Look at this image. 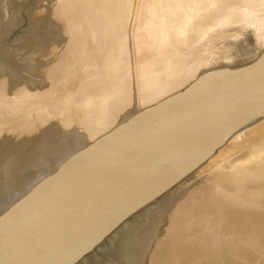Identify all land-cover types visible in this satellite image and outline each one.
<instances>
[{"label":"water","instance_id":"obj_1","mask_svg":"<svg viewBox=\"0 0 264 264\" xmlns=\"http://www.w3.org/2000/svg\"><path fill=\"white\" fill-rule=\"evenodd\" d=\"M0 129L76 81L47 0H4ZM29 187L0 179V264H264V46L207 68Z\"/></svg>","mask_w":264,"mask_h":264},{"label":"rangeland","instance_id":"obj_2","mask_svg":"<svg viewBox=\"0 0 264 264\" xmlns=\"http://www.w3.org/2000/svg\"><path fill=\"white\" fill-rule=\"evenodd\" d=\"M47 1L49 3V8L46 10L45 13H51V22L59 19V27H62L65 25L66 30L69 32L68 62H72V63L77 62V70H78V73L80 74V75H74L75 80H76V76H77V80H79V78H80V80L81 79H83L84 81L86 80L88 84H90V81L92 80L91 82L94 85H92V84L88 85L86 83V81L83 83V80H81L82 82L81 81H79V82H80V86H82V87H80L79 85L77 86V84H76V87H74L75 81L63 82L61 79H56L53 93L52 92L48 93L45 96H43L42 98L37 99L35 92H31L28 107L33 108V109H35L37 106L47 107L46 113L27 116L25 119H23V115H19L18 121H16L14 124L9 126L8 128L0 129V179H3L5 190L16 189L20 185H22V188L29 187L31 174L34 171H36L34 184L35 185L39 184V182L42 180L41 176L47 177V176L55 173L58 170L57 167L60 168L69 159H71L70 158L71 156L75 155L77 152L81 151L82 149L86 148L87 146H90L88 140H90V138H92V137H90L91 135H89V134H91V132L93 133V131H94V129H91V128L94 127L95 129H97V131H99V130H98L96 125H93L90 128L91 124L89 122L93 118L96 119V117H97L96 115L101 114L100 112H102L104 110L105 106H103V105H106V103H104V100H102V99L106 98L105 101H107L108 94L111 93V92H109L110 90L113 93L110 94L109 99H108L111 101H107L108 106L110 105L109 103L112 102L110 105L111 110H109V112L110 111H113V112L116 111L117 112L119 110L117 113H115V112L114 113L116 115H120L121 120L122 119L130 120L131 118H133V116H134L133 113H136L137 110L140 109L141 104L144 105L143 102L146 101L145 96H147L150 93L149 90H148L149 93H147V90H146L147 95H143V94H145V90L143 91L144 88H142V87H144L145 81H148V79L150 77L149 74H151L149 72H151V71H148V69L145 71V69H144V71H145V75H144L143 68H142V70H140L141 67H139L140 65L144 64V61L146 58L142 57V54H144V56H145V52L147 50H148V52H146V57H147L148 53H150L151 51L153 54H157V55L159 54L158 57L162 53L163 56H160L157 61L159 63V59H160L161 64L160 63L159 64L162 65V68H164V71L161 68L160 69L162 72L159 71L160 69H157V70L160 72V74L161 73L163 74L165 72L170 74L171 76H168L165 73L168 76V78H167V76L165 75V78L170 80L169 78L172 79L173 78L172 76H175L176 74H177L176 75V77H177L180 74V72H183L185 70V68L186 69H187V67L194 68L195 65H193V64H196V65H197V63L199 64L198 60L201 57L204 59V64L202 65L203 62H201V61H203V60H201L202 59L201 58L200 59V63H201L200 66L203 67L204 70L207 68H213V67H217V66L242 65V64H246V63L252 61L253 59H255L264 46L257 39V33L258 32L255 30L256 25L255 24L251 25L250 22H248V24H246L247 18H250L249 14L255 13V16H256L258 14V12H259V14H261L263 12L264 9H261V8H262V6L264 8V0H261L259 2L258 1L255 2L256 0H238V1L237 0H221L219 3H217L218 5H216V6L214 5L210 8H208L207 10H203L206 7L205 5L203 6L201 3V5H202L201 6L200 3H198V2H202L201 0H198V1L192 0V1H195V3H197L198 5H195L194 2L192 4L191 0H184V1L179 0L180 4L184 5L183 9H185L186 7L188 8V10L190 9V12L187 11L188 15H190L189 13H191L190 16H188L187 13L185 14V11L187 10V8L184 12L182 11L183 10L182 8H181L182 10L178 9V8L182 7V6L179 7L180 4H179L178 0H171V1L170 0H163V1L158 0L159 2L157 0H155V2H154V0H128V1L127 0H107V1L106 0H47ZM156 1H157V3H156ZM175 1H177L176 5H178V8L174 4ZM189 1H191V2H189ZM248 1L250 2L249 4H247ZM251 2H252V4H251ZM187 3L189 4V6H185V5H187ZM190 3H191V8L193 6H196V8L194 9V7H193V10H191ZM255 3L257 5V7H255L256 6ZM125 4H127V5H125ZM173 4L175 7L173 6ZM0 5H6V2L4 0H0ZM118 5H119V7H118ZM167 5L170 6V8H171L170 12L172 11V13H175V15L177 16V17L176 16L175 17L177 19L179 16V15H177V13L179 11L180 12L182 11L184 13V14L182 13L183 16L182 15L179 16L180 19H178V21L176 19V21H175L176 25H174V23H173L174 31L171 32L172 33L171 36L169 35L170 38L168 37L170 42H168V44L162 45L163 48L159 47L160 49L162 48L161 50L160 49L155 50L157 53L154 51L155 48H152L153 50L147 49L144 53L140 52V55H139V53H137L138 48L140 49V47L145 42V40L140 39V41H139L140 43L137 44V41H135V39H134L133 45H132V43H131L132 37L136 36L138 34V32H135L134 26H133L135 24V21L137 22L140 20V22H142V21L156 20L160 17V15H162V11H165L167 9L166 8ZM156 6L157 7L159 6L160 8H156ZM169 6H168V8H169ZM171 6L173 7V9L176 8L175 11L177 13L174 12V10L172 9ZM197 6H199V7L197 8ZM201 7H203V8H201ZM126 8L127 9L129 8V9L127 10ZM162 8H164V10ZM256 8H257V10H256ZM201 9L203 11L207 12V15H206L207 17L203 16L204 12L202 11L203 13H201V11H200ZM254 9L257 12L253 11ZM1 11H2V16H6L8 9L0 6V12ZM149 11L151 13L148 15ZM166 11H169V9ZM192 11L194 13L197 12L200 14H194ZM230 11L232 12L231 13L232 15H228L229 17L227 18V20L222 21L223 18H225V16L228 14L227 12H230ZM129 12H130V14H129ZM145 13H147V15L142 20V18H141L142 16H140V15H145ZM172 13H170V14H172ZM152 14H153V16H152ZM246 14H248V15H246ZM262 14H264V12ZM150 15L153 18L149 17ZM154 15H156V17ZM158 15H159V17H158ZM172 15H174V14H172ZM213 15H214V19L212 18ZM191 16H193L194 18ZM219 17L220 18L222 17L221 21L223 23L220 22ZM239 17H241V18H239ZM118 18H119V20H118ZM139 18H141V19H139ZM186 18H188L187 19L188 21L186 20ZM169 19H170V22H172V19L170 17H169ZM212 20H214L215 23ZM218 20H219V22L217 24ZM238 20H240V21H238ZM224 22H226V24H224ZM220 24H222V25H220ZM175 26H177L176 27L177 29L175 28ZM201 26H202V29H201ZM178 29H180V30H178ZM90 30L92 31V33L91 34L88 33L90 35L87 38L86 33H87V31H90ZM183 30H185V31L183 32ZM203 31H205L204 32L205 34H207V33L208 34H207V37L204 38L202 45H200V43L197 42L196 39H199L200 36H201V38L203 37V35H204ZM173 32H174V34H173ZM181 32H183V33H181ZM126 37H128V41L130 43L127 42L126 40H124ZM171 38H173V42H172ZM111 40L113 41L112 44H111V42H112ZM114 40H115V42H114ZM174 40H176V42ZM154 41H156V39H154ZM192 41H193V43H192ZM107 43H108V45H107ZM125 43H126V45H125ZM191 43L192 44L196 43V44H199L200 46L196 45V46H198V47H196L195 44L192 45ZM136 44L138 45L137 48H136V46H137ZM170 45H171V48L173 46H174V48L175 47L177 48V50L175 49L176 51L174 50V53L177 52V54L173 53L174 57H172L173 55H170V56L166 55V54H172L171 50L174 48L169 49ZM112 46H114V48ZM193 46H195V47H193ZM108 47H109V50H108ZM121 48H123L125 50H121ZM113 49H114V52H113ZM183 49H184V51H183ZM188 49H190V50H188ZM104 50H105V52H104ZM120 51H122L120 53L121 55L118 54V52H120ZM187 51H188V53H187ZM84 52H85V54H84ZM183 52L188 54V56L185 55V56H187V59H186V57H184L183 54H185V53H183ZM107 55H109V56H107ZM125 55H126V57H123ZM179 55H182V56H179ZM102 56H105V57H102ZM113 56H114V58H113ZM99 57H101V58L99 59ZM167 57H169V59H167ZM129 58H130V60H129ZM172 58H174V59H172ZM181 58H184V59L182 60ZM196 58H198V59L195 62L194 59H196ZM98 59H99V61L101 60L100 63L103 66L102 65L99 66L100 65L99 61H98L99 65L95 64V63H97L95 61ZM118 59H119V61H118ZM125 59H127V61H124ZM141 59L144 60L143 63H142ZM171 59H172V61H170ZM174 60L176 62L179 61L180 62L179 64L181 66L178 65V63H176ZM123 61H124V63H123ZM140 61H141V63H139ZM182 61H184V62H182ZM168 62H175V65H177L176 68L178 69V70L174 69L176 71V73H174L175 71H173L174 74L171 73L172 71L170 72L169 69L171 67H173L174 65L171 66L170 63H168ZM92 63H93V65H92ZM138 63H139V65H138ZM117 64H118V66H117ZM184 64L186 65L185 68L182 67V65L185 66ZM108 65H109V67H108ZM119 66H121V67H119ZM169 66H171V67H169ZM178 66H180V67H178ZM190 66H193V67H190ZM159 67H161V66H159ZM102 68H103V70H102ZM112 68H113V70H112ZM118 69H120V70H118ZM137 69L139 71H137ZM91 70L92 71L94 70V71L92 72ZM179 70H181V71H179ZM114 71L116 72V74H114L115 73ZM101 72L105 73L104 76H106L105 78H107V79L104 78L103 80L102 79L98 80L99 77L97 75L101 74ZM112 72H113V74H112ZM137 72H140V73H137ZM141 73H143L144 76L140 75L141 77L140 76L138 77L137 74H141ZM82 74L85 78L84 77L81 78ZM86 74H88V76H89L88 79L86 78L87 77ZM128 74H129V76H128ZM110 75L111 76L113 75V76L111 77ZM162 76H161L162 77L161 82H162V80H163V82L168 81V80L164 81V79H165L164 74ZM121 77H123V78H121ZM142 77L143 78L145 77V80L144 79L140 80V79H142ZM96 78H97V80H96ZM118 78H121L123 80L120 79L119 81H117ZM88 80H90V81L88 82ZM94 80H96V81L94 82ZM111 80H113V81H111ZM103 81L105 82V85H104ZM115 81H117V83ZM140 81L142 82L143 86H142V84H140L141 83ZM79 82H78V84H79ZM96 82H98V83H96ZM110 82H115L116 84L111 83L112 86H115V87H112ZM119 83H121V84H119ZM122 83H124V84L122 85ZM109 84L112 88L115 89V91L110 89L111 88L110 86H108V87L106 86ZM117 84H119V86L121 85V87H123V89L121 87H119ZM84 86H85V90L82 89V88H84ZM87 86H88V88H87ZM102 86L105 89L108 88V91L107 90L103 91L104 88ZM139 86L142 88V90L139 88ZM77 87H78V89H77ZM101 87L103 89H101ZM57 88H58V90H57ZM86 88L88 91L86 90ZM98 89L99 90L101 89L103 92H107V93H105V95L103 97L102 95L104 93L100 90V93L101 92L103 93V94L101 93V96L103 98L100 97V95L98 94L99 93ZM117 89L119 90V92H117L118 91ZM120 89H121V92H120ZM76 90L78 91V93ZM66 92H68V93H66ZM81 92H83V93H81ZM140 92H142V95L144 96V97L142 96V99H140L141 98ZM79 93H81L82 95H79ZM116 93L117 94L120 93L118 96L119 100H117L118 98H117ZM67 95H69L68 97H70V99L67 97ZM70 95H72V96H70ZM77 95H79V96H77ZM95 95H97L99 100L97 99V97H96L97 101H96V99H92V100H95L96 102H98L97 104H95L96 103L95 101H94L95 103H92L93 101L91 100V98H89V97L94 98ZM123 96H124V98L127 96L126 97L127 100L121 99ZM148 97H149V95H148ZM148 97H147V99H148ZM76 98H77V100H75ZM144 98H145V100H143ZM100 99H101V101H100ZM70 101H73V102L75 101V103L73 104V102H70ZM99 101L103 102L104 104L103 103L101 104ZM82 102H84V103L82 104ZM56 103H57V105H56ZM114 104H115V106H113ZM75 105H78V106H76V109H74ZM83 105H85V106H83ZM87 105H88V107H87ZM122 105H123V107H122ZM131 105L133 108L131 107ZM80 106L82 108H80ZM117 106L118 107L121 106V108L119 107L120 108L119 109ZM114 107L118 108V110L114 109ZM127 107H129L130 109H128ZM142 107L143 106H141V109H142ZM144 107H145V105H144ZM122 108L124 110H122ZM131 108L135 112L132 111L133 112L132 113ZM112 109H114V110H112ZM120 110H122V112H120ZM85 111L87 112L86 114H84ZM127 111L129 113L131 112L133 114L132 115L130 113L132 115L131 118L130 117L129 118L124 117V115L130 116V114ZM113 112H111L112 113L111 115H114ZM1 119H2V112L0 111V121H1ZM128 120H126V121H128ZM28 122L31 124H29ZM87 134H88V136H86ZM92 136H93V134H92ZM85 137H87V138L84 139ZM20 181H22V182L20 183ZM24 182H27L28 184L24 183ZM20 188H21V186H20Z\"/></svg>","mask_w":264,"mask_h":264},{"label":"bare ground","instance_id":"obj_3","mask_svg":"<svg viewBox=\"0 0 264 264\" xmlns=\"http://www.w3.org/2000/svg\"><path fill=\"white\" fill-rule=\"evenodd\" d=\"M107 1V0H106ZM128 1V0H127ZM158 1V0H157ZM157 1H156V3H157ZM163 1V0H162ZM161 1V2H162ZM171 1V0H170ZM184 1V0H183ZM192 1V0H191ZM191 1H189V2H191ZM198 1V0H197ZM196 1V2H197ZM202 2H198V3H200V5H201V3H202V5L204 6H206L205 7V9H203V10H207L208 8H210V7H212V6H216V5H218L217 3H219L221 0H201ZM238 1V0H237ZM259 2V1H261V0H256L255 2ZM154 2H155V0H154ZM159 2V1H158ZM167 2V1H166ZM178 2H179V0H178ZM182 2V1H181ZM188 2V3H189ZM193 2L195 3V1H192L191 3L193 4ZM247 2V1H246ZM121 3V2H120ZM141 3V2H140ZM155 3V4H156ZM170 3V2H169ZM173 3V2H172ZM176 3H177V1H175L174 2V4L176 5ZM187 3V5H185V6H189V4ZM191 3H190V8H191ZM250 2L248 1V3L247 4H249ZM128 4V3H127ZM127 4H125V5H127ZM162 4V3H161ZM168 4V3H167ZM174 4H173V6H174ZM179 4H180V2H179ZM245 4V3H244ZM251 4H252V2H251ZM254 4V3H253ZM259 4V3H258ZM133 5V4H132ZM136 5V4H135ZM149 5V4H148ZM166 5V4H165ZM195 5H198L197 3H195ZM199 5V6H200ZM201 5V6H202ZM255 5H256V3H255ZM254 5V6H255ZM130 6V5H129ZM140 6V5H139ZM168 6L169 5H167V9L166 10H168L169 9V11H162V15H160V17H159V15H158V19H156V20H151V21H142L144 18H145V16L147 15V13H145V15H140V16H142L141 18H142V22H140V20L139 21H135V24L133 25L134 26V30H135V32H138V34L136 35V36H133L132 37V40H131V43H132V45H133V40L135 39V41H137V44H139L140 42V39L141 40H145V42L142 44V46L140 47V49L138 48V51H137V53H139V55H140V52L141 53H144L147 49H151V50H153L152 48H155L154 49V51L155 50H159L160 48L159 47H162L163 48V46L162 45H164V44H168V42H170L169 41V39H168V37H169V35L171 36L172 35V31H174V25H176L175 24V21H176V15H175V13H172V11L170 12V6H169V8H168ZM180 6H182V7H180ZM183 6L184 5H179V7L180 8H178V5H176V7L178 8V9H180V10H182L183 9ZM199 6H197V8L199 7ZM118 7H119V5H118ZM138 7V6H137ZM172 7V6H171ZM175 7V6H174ZM194 7V9L196 8V6H193ZM193 7L191 8V10H193ZM255 7H257V5L255 6ZM261 7V6H260ZM88 8V7H87ZM132 8V7H131ZM156 8H160L159 6L157 7L156 6ZM182 8V9H181ZM187 8V7H186ZM186 8L185 9H183L182 11L184 12L185 10H186ZM201 8H203V7H201ZM253 8V7H252ZM118 9V8H117ZM127 9V8H126ZM129 9V8H128ZM127 9V10H128ZM150 9V8H149ZM163 10H164V8H162ZM172 9H173V7H172ZM176 9V8H175ZM175 9H173L174 10V12H176L175 11ZM177 9V10H178ZM261 9H264L263 8V6H262V8ZM260 9V10H261ZM161 10V9H160ZM202 9L200 10L201 11V13H203L204 12V14H203V16H206L207 15V12H205V11H203ZM233 10V9H232ZM251 10V9H250ZM256 10H257V8H256ZM255 9L253 10V11H255V12H257ZM115 11V10H114ZM130 11V10H129ZM156 11V10H155ZM159 11V10H158ZM179 11V10H178ZM176 12L177 13V15H182L183 16V12ZM187 11H189L190 12V9L188 10V8H187V10L185 11V14L187 13ZM197 11V10H196ZM203 11V12H202ZM262 11V10H261ZM98 12V11H97ZM126 12V11H125ZM137 12V11H136ZM157 12V11H156ZM155 12V13H156ZM193 12V11H192ZM247 12V11H246ZM263 12H264V10H263ZM262 12V13H263ZM151 12L149 11V13H148V15L150 14ZM170 13H172V14H174V15H172V14H170ZM181 13V14H180ZM183 13V14H182ZM194 13V12H193ZM213 13V12H212ZM211 13V14H212ZM228 14L225 16V18H223V20L222 21H225V20H227V18L229 17L228 15H232L231 13V11L230 12H227ZM250 13V12H249ZM259 14V12H258V14L255 16V13L253 14V13H251V14H249V16H250V18H247V23L246 24H248V22H250V24L251 25H253V24H255L256 25V31L258 32L257 33V39H258V41L260 42V43H262V45H264V14ZM129 14H130V12H129ZM157 14V13H156ZM190 15H191V13H189ZM194 14H200V13H197V12H195ZM219 14V13H218ZM235 14V13H234ZM187 15H188V13H187ZM190 15H188V16H190ZM217 15V14H216ZM215 15V16H216ZM244 15V14H243ZM246 15H248V14H246ZM129 16V15H128ZM152 16H153V14H152ZM155 17H156V15H154ZM176 16V17H175ZM178 16V19H180V17ZM245 16V15H244ZM96 17V16H95ZM139 17V16H138ZM149 17H151V15L149 16ZM169 17L172 19V22H170V19H169ZM191 17H193V16H191ZM190 17V18H191ZM207 17V16H206ZM141 18H139V19H141ZM151 18H153V17H151ZM182 18V17H181ZM194 18V17H193ZM204 18V17H203ZM213 19H214V15H213V17H212ZM211 18V19H212ZM220 18V17H219ZM222 18V17H221ZM221 18H220V22L221 23H223L222 21H221ZM239 18H241V17H239ZM114 19V18H113ZM178 19H177V21H178ZM188 18H186V20H187ZM209 19V18H208ZM210 19V20H211ZM218 19V18H217ZM234 19V18H233ZM118 20H119V18H118ZM137 20V19H136ZM149 20V19H148ZM206 20V19H205ZM188 21V20H187ZM213 22H214V20H212ZM211 21V22H212ZM231 21V20H230ZM238 21H240V20H238ZM245 21V20H244ZM128 22V21H127ZM212 22V23H213ZM218 22H219V20L217 21V24H218ZM77 23V22H76ZM173 23H174V25H173ZM208 23V22H207ZM215 23V22H214ZM228 23V22H227ZM236 23V22H235ZM133 24V23H132ZM209 24V23H208ZM224 24H226V22H224ZM123 25V24H122ZM220 25H222V24H220ZM198 26V25H197ZM214 26V25H213ZM250 26V25H249ZM177 26H175V28H176ZM208 27V26H207ZM179 28V27H178ZM177 29V28H176ZM182 29V28H181ZM201 29H202V26H201ZM111 30V29H110ZM178 30H180V29H178ZM177 31V30H176ZM182 31V30H181ZM185 30H183V32H184ZM195 31V30H194ZM197 31V30H196ZM209 31V30H208ZM183 32H181V33H183ZM192 32V31H191ZM199 32V31H198ZM205 31H203V33H204ZM88 33H92V31L90 30V31H87V33H86V36H87V38L89 37V35L90 34H88ZM171 33V34H170ZM195 33V32H194ZM173 34H174V32H173ZM208 34V33H207ZM207 34H205L204 33V35H203V37L201 38V36H200V38L199 39H196L197 40V42H199L200 43V45H202V43H203V41H204V38L205 37H207ZM196 35V34H195ZM125 36V35H124ZM175 36V35H174ZM158 37V38H157ZM194 37V36H193ZM170 38V37H169ZM180 38V37H179ZM196 38V37H195ZM124 39V38H123ZM151 39V40H150ZM154 39H156V41H154ZM187 39V38H186ZM124 40H126L127 42H129L128 41V37H126ZM171 40H172V42H173V38H171ZM181 40V39H180ZM184 40V39H183ZM182 40V41H183ZM195 40V39H194ZM78 41V40H77ZM112 41V40H111ZM151 41V42H150ZM175 42H176V40H174ZM79 42V41H78ZM114 42H115V40H114ZM125 42V41H124ZM184 42V41H183ZM191 42V41H190ZM113 43V41L111 42V44ZM130 43V42H129ZM151 43V44H150ZM187 43V42H186ZM192 43H193V41H192ZM191 43V44H192ZM123 44V43H122ZM136 44V45H137ZM195 44V46L196 45H198V46H200L199 44H196V43H194ZM194 44H192V45H194ZM107 45H108V43H107ZM125 45H126V43H125ZM131 45V46H132ZM174 45V44H173ZM179 45V44H178ZM80 46V45H79ZM187 46V45H186ZM195 46H193V47H195ZM198 46H196V47H198ZM107 47V46H106ZM113 48H114V46H112ZM116 47V46H115ZM124 47V46H123ZM138 47V45L136 46V48ZM133 48V47H132ZM145 48V49H144ZM157 48V49H156ZM161 48V49H162ZM169 48V47H168ZM172 48H174V46L172 47ZM171 48V45H170V48L169 49H172ZM180 48V47H179ZM99 49V48H98ZM104 49V48H103ZM160 49V50H161ZM177 50V48L175 47L174 49H172L171 50V52H172V54H166V55H173V53H174V50ZM195 49V48H194ZM86 50V49H85ZM100 50V49H99ZM107 50V49H106ZM108 50H109V47H108ZM116 50V49H115ZM121 50H125V49H123V48H121ZM175 50V51H176ZM180 50V49H179ZM188 50H190V49H188ZM196 50V49H195ZM89 51V50H88ZM94 51V50H93ZM98 51V50H97ZM103 51V50H102ZM127 51V50H126ZM136 51V50H135ZM170 51V50H169ZM183 51H184V49H183ZM193 51V50H192ZM95 52V51H94ZM100 52V51H99ZM104 52H105V50H104ZM113 52H114V49H113ZM122 51H120V52H118V54H120ZM124 52V51H123ZM146 52H148V50L146 51ZM146 52H145V56H144V54H142V57H145L144 59H145V61L143 60V59H141L142 60V63H143V61H144V64H142V65H140L139 67H141L140 68V70H142V68H143V73H144V75H145V71L148 69V71H151V72H149V73H151V74H149L150 75V77H149V79H148V81H145V84H144V87H142V88H144L143 89V91L145 90V94H143V95H147L146 94V90H147V93H149L148 95H149V97H148V95L147 96H145L146 97V101L145 102H143L144 103V105H145V107H144V105L143 104H141V106H143L142 107V109H141V106H140V109H136L137 110V112L136 113H133V112H135V111H133V107H132V105H131V112L135 115V114H137V113H139V112H141V111H143V109L145 110L147 107H150V106H152V105H154V104H156L157 102H159L160 100H162V99H164V98H166L167 96H170L171 94H173V93H175V92H178V91H180V90H182V89H184V88H187L188 87V85L193 81V80H195V78H197V76L200 74V72L201 71H203L204 69H203V67H201L200 65H201V63H200V59L202 58H200L199 60H198V62H199V64L197 63V65L196 64H193V65H195V67L194 68H189V67H187V69L185 68L186 67V65L185 66H183L182 65V67H184L185 68V70L183 71V72H180V74L176 77V75L175 76H172L173 78L171 79V78H169L170 80H168V79H166L165 78V75L167 74L168 76H171L170 74H168V73H163L164 74V81H166V80H168V81H166V82H163V80H162V82H161V79H162V73L160 74V72H162L161 71V69L164 71V68H162V65H160L161 64V62H160V59H159V63H158V58L160 57V56H163L162 55V53L160 54V56L158 57V55L157 54H153L152 53V51L150 52V53H148V55H147V57H146ZM156 52V51H155ZM164 52V51H163ZM182 52V51H181ZM102 53V52H101ZM133 53V52H132ZM157 53V52H156ZM160 53V52H159ZM168 53V52H167ZM170 53V52H169ZM183 53H185V52H183ZM187 53H188V51H187ZM194 53V52H193ZM84 54H85V52H84ZM89 54V53H88ZM105 54V53H104ZM125 54V53H124ZM127 54V53H126ZM174 54H177V52L176 53H174ZM180 54V53H179ZM182 54V53H181ZM198 54V53H197ZM91 55V54H90ZM94 55V54H93ZM121 55V54H120ZM119 55V56H120ZM128 55V54H127ZM133 55V54H132ZM184 55V57H186V59H187V56H188V54H183ZM185 55H187V56H185ZM97 56V55H96ZM107 56H109V55H107ZM106 56V57H107ZM179 56H182V55H179ZM102 57H105V56H102ZM112 57V56H111ZM110 57V58H111ZM123 57H126V55L125 56H123ZM130 57V56H129ZM165 57V56H164ZM172 57H174V55L172 56ZM75 58V57H74ZM96 58V57H95ZM101 57H99V59H100ZM113 58H114V56H113ZM120 58V57H119ZM139 58V57H138ZM163 58V57H162ZM180 58V57H179ZM85 59V58H84ZM99 59L98 60H96L95 62H97V63H95V64H97V65H99L98 64V61H99ZM167 59H169V57H167ZM172 59H174V58H172ZM172 59L170 60V61H172ZM182 60L184 59V58H181ZM191 59V58H190ZM198 58H196V59H194L195 60V62H196V60H197ZM87 60V59H86ZM103 60V59H102ZM111 60V59H110ZM129 60H130V58H129ZM201 60H203V61H201V62H203L202 63V65L204 64V59L202 58ZM85 61V60H84ZM101 61V60H100ZM100 61H99V63H100ZM118 61H119V59H118ZM124 61H127V59H125ZM124 61H123V63H124ZM134 61V60H133ZM162 61V60H161ZM175 61V60H174ZM83 62V61H82ZM81 62V63H82ZM93 62V61H92ZM103 62V61H102ZM176 62V61H175ZM175 62H168V63H170V65L172 66V65H174L173 67H171V66H169V67H171L169 70H170V72L171 73H173V71H175L174 69H177L176 67H177V65H175ZM182 62H184V61H182ZM118 63V62H117ZM139 63H141V61L139 62ZM139 63H138V65H139ZM176 63H178V65H180L179 63V61L178 62H176ZM79 64V63H78ZM134 64V63H133ZM182 64V63H181ZM90 65V64H89ZM92 65H93V63H92ZM102 64L100 63V65L99 66H101ZM116 65V64H115ZM120 65V64H119ZM161 66V67H159V66ZM103 66V65H102ZM117 66H118V64H117ZM181 66V65H180ZM180 66H178V67H180ZM108 67H109V65H108ZM119 67H121V66H119ZM125 67V66H124ZM190 67H193V66H190ZM90 68V67H89ZM97 68V67H96ZM138 68V67H137ZM161 68V69H160ZM116 69V68H115ZM144 69H145V71H144ZM157 69H160L159 71L157 70ZM168 69V68H167ZM180 69V68H179ZM84 70V69H83ZM89 70V69H88ZM102 70H103V68H102ZM105 70V69H104ZM112 70H113V68H112ZM118 70H120V69H118ZM136 70V69H135ZM178 70V69H177ZM87 71V70H86ZM92 71V70H91ZM94 71V70H93ZM92 71V72H93ZM137 71H139L138 69H137ZM179 71H181V70H179ZM178 71V72H179ZM90 72V71H89ZM88 72V73H89ZM97 72V71H96ZM105 72V71H104ZM102 73L101 72V74H99V75H97L98 77V80L100 79H104L106 76H104V74L105 73ZM115 72V71H114ZM128 72V71H127ZM153 72V73H152ZM91 73V72H90ZM126 73V72H125ZM137 73H140V72H137ZM143 73H141V74H137L138 75V77L141 75V76H144L143 75ZM174 73H176V71L174 72ZM173 73V74H174ZM79 74V73H78ZM97 74V73H96ZM108 74V73H107ZM112 74H113V72H112ZM114 74H116V72L114 73ZM118 74V73H117ZM123 74V73H122ZM80 75V74H79ZM87 75V79H88V74H86ZM126 75V74H125ZM166 75V76H167ZM111 76V75H110ZM113 76V75H112ZM111 76V77H112ZM120 76V75H119ZM122 76V75H121ZM124 76V75H123ZM128 76H129V74H128ZM140 76V77H141ZM162 76V77H161ZM168 76H167V78H168ZM79 77V76H78ZM82 77H84L83 76V74H82V76H81V78ZM115 77V76H114ZM146 77V76H145ZM145 77L143 78L142 77V79H140V80H145ZM85 78V77H84ZM95 78V77H94ZM97 78H96V80H97ZM117 78V77H116ZM121 78H123V77H121ZM121 78H118V80L117 81H119ZM125 78V77H124ZM147 78V77H146ZM92 79V78H91ZM90 79V80H91ZM105 79H107V78H105ZM113 79V78H112ZM126 79V78H125ZM129 79V78H128ZM139 79V78H138ZM76 80H77V76H76ZM81 80H83V79H81ZM80 80V78H79V80H77L78 82L79 81H81ZM90 80H88V82L90 81ZM96 80H94V82L96 81ZM114 80V79H113ZM113 80H111V81H113ZM121 80H123V79H121ZM131 80V79H130ZM147 80V79H146ZM77 81H75V86L74 87H76V84H77V86L79 85L80 86V82H79V84H78V82ZM86 81V80H85ZM84 80H83V83L85 82ZM92 81V80H91ZM90 81V84H88L87 83V81H86V83L88 84V85H91L92 84V82ZM117 81H115L116 83H117ZM82 82V81H81ZM100 82V81H99ZM104 82V81H103ZM115 82H110V84L111 83H115ZM127 82V81H126ZM141 82V81H140ZM61 83V82H60ZM96 83H98V82H96ZM109 83V82H108ZM115 83V84H116ZM125 83V82H124ZM124 83H122V85L124 84ZM144 83V82H143ZM161 83V84H160ZM110 84L109 85H106L107 87L108 86H110ZM114 84V85H115ZM119 84H121V83H119ZM119 84H117L118 86H119ZM140 84H142V82L140 83ZM86 85V84H85ZM92 85H94V84H92ZM104 85H105V82H104ZM101 86V85H100ZM99 86V87H100ZM111 86H112V84H111ZM110 86V87H111ZM117 86V87H118ZM142 86H143V84H142ZM66 87V86H65ZM80 87H82V86H80ZM79 87V88H80ZM90 87V86H89ZM103 87V86H102ZM101 87V89H103ZM112 87H115V86H112ZM110 88V89H112V90H114L115 91V89L114 88ZM119 87H121V85L119 86ZM118 87V88H119ZM125 87V86H124ZM59 88V87H58ZM58 88H57V90H58ZM87 88H88V86H87ZM87 88H86V90H87ZM91 88V87H90ZM89 88V89H90ZM94 88V87H93ZM92 88V89H93ZM122 89H123V87H121ZM139 88L142 90V88L139 86ZM77 89H78V87H77ZM82 89H84L85 90V86H84V88H82ZM100 89V90H101ZM126 89V88H125ZM124 89V90H125ZM62 90V89H61ZM65 90V89H64ZM80 90V89H79ZM97 90V89H96ZM100 90L98 89V91H99V95H100V97H104V95H105V93H107V92H103V91H108V88L107 89H103V95L101 96V93H100ZM118 90V89H117ZM140 90V91H141ZM148 90H149V92H148ZM77 91V90H76ZM83 91V90H82ZM88 91V90H87ZM94 91V90H93ZM142 91V92H143ZM56 92V91H55ZM65 92V91H64ZM84 92V91H83ZM83 92H81V93H83ZM91 92V91H90ZM89 92V93H90ZM95 92V91H94ZM109 92H111V93H113L111 90L109 91ZM117 92H119V90L117 91ZM120 92H121V89H120ZM124 92V91H123ZM142 92H140V96H141V98L140 99H142ZM53 93V92H52ZM66 93H68V92H66ZM73 93V92H72ZM77 93H78V91H77ZM81 93H79V95H82ZM92 93V92H91ZM110 93V94H111ZM126 93V92H125ZM74 94V93H73ZM93 94V93H92ZM110 94H108V99H109V96H110ZM117 94V93H116ZM119 94L120 93H118L117 94V98H118V96H119ZM79 95H77V96H79ZM89 95V94H88ZM98 95V96H99ZM129 95V94H128ZM135 95V94H134ZM69 95H67V97H68ZM70 96H72V95H70ZM90 96V95H89ZM75 97V96H74ZM73 97V98H74ZM96 97H97V95H95V97L94 98H92V97H89V98H91V100L92 99H96ZM99 97V98H100ZM102 97V98H103ZM127 97V96H126ZM124 98V96L121 98V99H126L127 100V98ZM144 97V96H143ZM147 97H148V99H147ZM69 99H70V97H68ZM111 98V97H110ZM97 99H98V97H97ZM97 99H96V101H97ZM106 99V98H105ZM105 99H102V100H104V103H106V105H103V106H105V108H104V110L102 111V112H100L101 114H97L95 117H96V119L95 118H93L89 123L91 124V126H90V128L93 126V125H96L97 126V128H98V130L99 131H97V129H95L94 127L93 128H91V129H94V131H93V133L91 132V134H89V135H91L90 137H92V138H90V140H88V142H89V145H91L93 142H96V140H99V139H101V138H103V137H105V136H107V135H109V134H111V132H113V131H115L117 128H119L121 125H123V124H125V123H127V122H129L131 119H133V118H131V116L133 115L131 112V114H130V116L128 115V116H126V115H124V117L126 118H131L130 120H128V119H126V120H128V121H126L125 119H120L121 117H120V115H116L115 113H117L119 110H118V108L120 107L121 108V106H117L118 108H115L114 107V109H117L118 111L116 112V111H110L109 112V110H111V103H109L110 105L108 106V104H107V101H111V100H108L107 99V101H105ZM112 99V98H111ZM66 100V99H65ZM73 100V99H72ZM75 100H77V98L75 99ZM99 100V99H98ZM117 100H119V98L117 99ZM116 100V101H117ZM143 100H145V98L143 99ZM142 100V101H143ZM63 101V100H62ZM93 102L92 103H95L96 101L95 100H92ZM95 101V102H94ZM100 101H101V99H100ZM99 101V102H100ZM121 101V100H120ZM141 101V100H140ZM70 102H73V101H70ZM69 102V103H70ZM78 102V101H77ZM89 102V101H88ZM126 102V101H125ZM75 103V101L73 102V104ZM84 102H82V104H83ZM91 103V104H92ZM98 102H96L95 104H97ZM101 104L103 103V102H100ZM103 103V104H104ZM77 104V103H76ZM90 104V103H89ZM88 104V105H89ZM125 104V103H124ZM39 105V104H38ZM56 105H57V103H56ZM70 105V104H69ZM88 105H87V107H88ZM120 105V104H119ZM129 105V104H128ZM53 106V105H52ZM61 106V105H60ZM74 106V105H73ZM76 106H78V105H75V108L74 109H76ZM83 106H85V105H83ZM113 106H115V104L113 105ZM138 106V107H139ZM69 107V106H68ZM93 107V106H92ZM91 107V108H92ZM122 107H123V105H122ZM125 107V106H124ZM80 108H82L81 106H80ZM85 108V107H84ZM119 108V109H120ZM128 109H130L129 107H127ZM126 108V109H127ZM57 109V108H56ZM61 109V108H60ZM79 109V108H78ZM90 109V108H89ZM114 109H112V110H114ZM135 109V108H134ZM72 110V109H71ZM88 110V109H87ZM122 110H124L123 108H122ZM122 110H120V112H122ZM140 110V111H139ZM126 111V110H125ZM111 112H113L114 113V115H111L112 113ZM119 112V113H120ZM126 112V113H127ZM75 113V112H74ZM87 112L85 111V113L84 114H86ZM91 114V113H90ZM122 114V113H121ZM68 116V115H67ZM90 116V115H89ZM92 116V115H91ZM118 116V117H117ZM88 118V117H87ZM126 122H125V121ZM78 121V120H77ZM32 122V121H31ZM29 123V122H28ZM94 123V124H93ZM29 124H31V123H29ZM30 127V126H29ZM82 127V126H81ZM96 130V131H95ZM81 131V130H80ZM83 132V131H82ZM88 134L86 135V136H88ZM92 134H93V136H92ZM87 137H85L84 139H86ZM88 138V139H89ZM51 159V158H50ZM53 160V159H52ZM53 164V163H52ZM62 165V164H61ZM58 168V170H59V167H57ZM56 169V168H55ZM28 177V176H27ZM29 178V177H28ZM27 179V178H26ZM21 180V179H20ZM29 180V179H28ZM22 181H20V183H21ZM28 182V181H27ZM27 182H24V183H27ZM28 184V183H27ZM21 186V188H22V185H20ZM20 186L18 187V188H20ZM24 187V186H23Z\"/></svg>","mask_w":264,"mask_h":264}]
</instances>
